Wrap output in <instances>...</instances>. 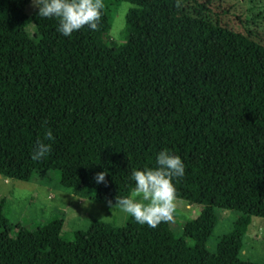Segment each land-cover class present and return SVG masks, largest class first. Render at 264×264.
Wrapping results in <instances>:
<instances>
[{"label":"trees","instance_id":"16d2710c","mask_svg":"<svg viewBox=\"0 0 264 264\" xmlns=\"http://www.w3.org/2000/svg\"><path fill=\"white\" fill-rule=\"evenodd\" d=\"M126 1L130 31L115 45L106 8L96 30L64 37L56 20L26 12L29 0H0V175L45 182L59 171L64 189L114 202L134 187L131 170L166 149L185 165L176 197L200 213L181 235L128 216L67 237L62 217L12 222L2 198L0 264H264L241 255L252 216L264 217V26L230 27L212 0ZM37 141L51 150L34 161ZM216 207L239 215L211 251Z\"/></svg>","mask_w":264,"mask_h":264},{"label":"rangeland","instance_id":"374dc122","mask_svg":"<svg viewBox=\"0 0 264 264\" xmlns=\"http://www.w3.org/2000/svg\"><path fill=\"white\" fill-rule=\"evenodd\" d=\"M124 3L129 5L126 11L122 8ZM103 4L111 21L109 39L113 44L120 45L128 38L134 13L133 5L126 0H103ZM262 5L255 1L252 3V0H212L211 7L219 12L224 23L243 30L246 20L250 25L264 26V13L260 16L256 14ZM25 10L28 14L36 10L32 0H29ZM262 10L264 11V7ZM26 34L27 39L35 40L38 37L33 24L27 25ZM59 177V171H52L51 178L45 179L43 184L34 179L23 180L0 175V201L2 198L6 199L5 209L11 221L20 224L28 221L29 227H37L53 217H62V233L67 237L76 229H87L95 219L115 225H123L126 222L128 216L119 211L118 205L109 209L105 202L75 195L60 186ZM187 204L185 199L176 197L170 224L177 235L182 234L185 223L196 218L201 210L200 204ZM215 212L217 222L207 241V247L211 251H216L219 238L232 230L239 215L237 210L222 207H216ZM187 240L193 243L190 238ZM241 255L247 260L264 262V217L252 216V222L243 238Z\"/></svg>","mask_w":264,"mask_h":264},{"label":"clouds","instance_id":"9594fccd","mask_svg":"<svg viewBox=\"0 0 264 264\" xmlns=\"http://www.w3.org/2000/svg\"><path fill=\"white\" fill-rule=\"evenodd\" d=\"M37 15L57 21L56 31L71 37L72 33L87 27L96 30L104 8L103 0H32ZM129 5L124 3L126 11ZM123 15V12L120 13ZM45 138L53 141L50 130H46ZM51 144L37 141L31 153V159L38 161L48 154ZM106 171L97 172L94 180L97 184L105 182ZM185 165L179 155L161 149L155 154L154 167L133 168L129 179L134 187L127 196L106 199V206L112 209L119 206V211L130 216L136 223L155 228L161 222L173 219L176 190L173 181L183 178Z\"/></svg>","mask_w":264,"mask_h":264},{"label":"crops","instance_id":"0c3cea01","mask_svg":"<svg viewBox=\"0 0 264 264\" xmlns=\"http://www.w3.org/2000/svg\"><path fill=\"white\" fill-rule=\"evenodd\" d=\"M40 183H45L44 181L43 182H40ZM61 186V185H60ZM62 187V186H61ZM188 206H190L189 204H187ZM25 225H27L28 224V221H25V222H23ZM32 227V226H31Z\"/></svg>","mask_w":264,"mask_h":264}]
</instances>
